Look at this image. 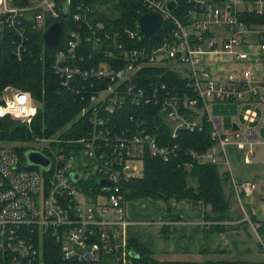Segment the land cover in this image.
<instances>
[{"label": "built area", "instance_id": "1", "mask_svg": "<svg viewBox=\"0 0 264 264\" xmlns=\"http://www.w3.org/2000/svg\"><path fill=\"white\" fill-rule=\"evenodd\" d=\"M135 2L138 18L126 21L85 0H66L67 16L60 0H0V33L14 32L19 59L29 47V25L44 32L62 22L53 69L61 86L80 97L75 122L83 118L77 138L64 137L70 125L35 136L31 151L49 157L48 166L26 164L14 146L0 144V264H51L52 244L67 261L134 263L124 183L143 174L147 155L169 160L180 148L158 143L150 130L154 115L172 137L210 123L214 145L192 151L201 161L226 159L231 135L245 162L255 155L258 128L227 132L211 105H264V0ZM148 11L159 13L163 25L143 40L138 19ZM37 114L30 91L7 86L0 93V118L30 125ZM244 118L264 126L252 107ZM233 182L239 197L256 189L253 181Z\"/></svg>", "mask_w": 264, "mask_h": 264}, {"label": "trees", "instance_id": "2", "mask_svg": "<svg viewBox=\"0 0 264 264\" xmlns=\"http://www.w3.org/2000/svg\"><path fill=\"white\" fill-rule=\"evenodd\" d=\"M89 4H99L109 9L119 20H136L135 0H85ZM104 16L103 18H105ZM264 20V18H259ZM30 36L29 47L19 59L15 53L13 31L0 33V93L13 86L30 91L34 102L38 105V114L28 125L18 118L5 116L0 118V142H27L35 136H49L66 125L69 130L65 138H77L82 133L77 126L83 118L75 122L82 105L80 97L61 86L53 69L56 49L46 47L43 42V31L28 26ZM154 113V109H151ZM151 132L157 137L159 144L178 143L177 154L164 160L158 156L147 155L144 172L124 183V190L129 200L151 197L168 201L192 199L202 201L206 205V219L211 221L207 231L220 233L236 229L242 222L243 215L233 209L235 197L232 193L233 180L229 171L221 170V163L201 161L192 151L202 153L210 149L215 141L212 139V127L206 123L201 131L181 129L176 137H172L171 127L160 116L152 117ZM22 152V148L14 146ZM210 206V208H208ZM250 219L264 234V220L261 221L251 213ZM130 250L136 249L139 256L135 263L142 264H202L199 261L170 260L160 262L153 257V251L134 239L128 240ZM55 247V248H54ZM49 263L80 264L62 258L57 246L50 247Z\"/></svg>", "mask_w": 264, "mask_h": 264}, {"label": "crops", "instance_id": "3", "mask_svg": "<svg viewBox=\"0 0 264 264\" xmlns=\"http://www.w3.org/2000/svg\"><path fill=\"white\" fill-rule=\"evenodd\" d=\"M241 105L244 110L249 107L254 108L260 117L264 115V105ZM244 110L242 117L245 125L234 117L231 129H240V132L245 134L249 133L251 128H258L259 143H264L260 140V136L264 134V126L259 119L254 122L247 121L244 118ZM259 143H255L254 146ZM234 148H236L238 157L233 156ZM228 149L231 150V157L227 152ZM225 151L226 159L219 161L221 170L229 171L235 182L253 181L256 183V189L252 194H243L240 197L236 194L234 186L232 188L235 200H239L245 212L243 213L235 207L236 204H233V209L240 211L243 215L241 220L235 221H242L238 228L220 233L213 232L211 229L207 231L211 221L206 219L207 207L202 201L188 198L182 200L171 198L164 201L142 197L127 202V215L131 220L127 227L128 239H134L151 249L153 257L160 262L170 260L199 261L202 264L263 262L264 234L250 219L249 213L261 221L264 220V162L254 161L255 155L249 162H245L244 152L235 142L230 143ZM161 219L167 223L163 226L152 223Z\"/></svg>", "mask_w": 264, "mask_h": 264}, {"label": "water", "instance_id": "4", "mask_svg": "<svg viewBox=\"0 0 264 264\" xmlns=\"http://www.w3.org/2000/svg\"><path fill=\"white\" fill-rule=\"evenodd\" d=\"M60 8L64 16L68 15L67 3L66 0H60ZM175 2L170 3V7L174 8ZM141 30L139 32V37L143 40H152L156 37L158 32L161 30L163 25L162 16L155 11H148L138 19ZM63 24L61 21H55L51 23L43 32L42 38L46 47L53 49L59 46L61 41V36L63 34ZM28 158L31 164H39L43 166H48L51 162V159L47 157L42 152L30 151L28 153ZM78 175L75 174L74 178H77ZM104 184H110L108 181L103 180ZM130 254L133 258L139 256V253L136 249H132Z\"/></svg>", "mask_w": 264, "mask_h": 264}, {"label": "rangeland", "instance_id": "5", "mask_svg": "<svg viewBox=\"0 0 264 264\" xmlns=\"http://www.w3.org/2000/svg\"><path fill=\"white\" fill-rule=\"evenodd\" d=\"M243 110H244V107L237 102H223V101H221V102H215L211 105L212 114L214 116H219L222 118V120L224 122V129L227 132H229L230 129L232 128V124H233V121L235 120V118L242 125H245L244 124L245 122H244L243 117H242ZM34 140L35 139H33L32 141L18 142V143H16V142H8V143L0 142V144L4 145V146H18V147L22 148V152H20V154H21L22 158L25 159L26 164H30V160L28 158V153L32 150V148H33L32 145L35 144ZM231 140H232V142L236 141V137L234 135H231ZM260 140L264 141V134H262L260 136ZM254 147H255L256 154H255L253 160L258 161V162H264V143L256 144ZM227 152H228L229 156L231 157V150L228 149ZM233 156L238 157V153L236 151V148H234V150H233ZM138 165L140 167H142L141 162ZM236 202L234 201V204H236L235 207L236 208L238 207V209L240 211L245 213L243 211V208H241V205H240L238 199L236 200ZM245 210H247V209L245 208ZM153 226L156 228V225L153 224Z\"/></svg>", "mask_w": 264, "mask_h": 264}]
</instances>
